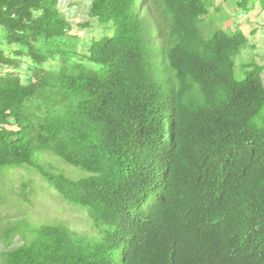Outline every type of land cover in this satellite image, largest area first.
I'll list each match as a JSON object with an SVG mask.
<instances>
[{
  "label": "trees",
  "instance_id": "trees-1",
  "mask_svg": "<svg viewBox=\"0 0 264 264\" xmlns=\"http://www.w3.org/2000/svg\"><path fill=\"white\" fill-rule=\"evenodd\" d=\"M210 7L90 0L107 28L88 40L59 0H0L31 62L26 84L0 47V176L30 175L28 204L36 176L89 220L15 223L0 264H264V67L239 79L249 38L209 28Z\"/></svg>",
  "mask_w": 264,
  "mask_h": 264
},
{
  "label": "rangeland",
  "instance_id": "rangeland-1",
  "mask_svg": "<svg viewBox=\"0 0 264 264\" xmlns=\"http://www.w3.org/2000/svg\"><path fill=\"white\" fill-rule=\"evenodd\" d=\"M90 0H59V6L64 10L66 16L73 24V31L84 30L77 21L90 22L91 28L84 33L88 40L101 39L106 34V26L97 20H91L88 15ZM209 28H224L228 33H234L239 30L249 38V47L243 50L236 59V74L239 79L247 76L248 71L254 66L249 67V63H256L264 67V0H211L209 14L206 17ZM108 32L107 36H111ZM83 36V37H84ZM0 47L6 51L9 56L22 59L19 70L14 71L22 77L24 83L31 81V62L28 51L23 55L20 45H8L5 38L0 33ZM250 65V64H249ZM47 69H58L59 61L48 62L44 65ZM2 67L0 66V73ZM264 80V70H263ZM52 158L46 157L44 161H51ZM45 163V162H44ZM54 167H65L58 160L52 159ZM66 173L70 176L72 170L67 168ZM31 179L28 174L11 173L0 176V252L5 246L3 239L4 230L15 223H22L28 220L34 226L38 224H57L64 222L74 229L81 232L89 230V220L80 211L72 208L69 204L59 199L55 190H51L43 180L33 176L35 183H40L41 188L35 184H29L34 194H31V203L20 198V187ZM29 193V191H28ZM27 239L21 240L16 236L14 247L22 245Z\"/></svg>",
  "mask_w": 264,
  "mask_h": 264
}]
</instances>
